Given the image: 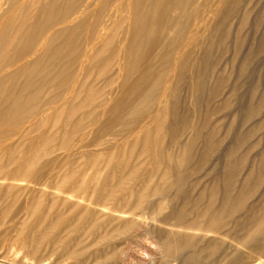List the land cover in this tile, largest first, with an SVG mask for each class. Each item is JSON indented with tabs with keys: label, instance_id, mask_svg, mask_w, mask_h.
Wrapping results in <instances>:
<instances>
[{
	"label": "bare ground",
	"instance_id": "6f19581e",
	"mask_svg": "<svg viewBox=\"0 0 264 264\" xmlns=\"http://www.w3.org/2000/svg\"><path fill=\"white\" fill-rule=\"evenodd\" d=\"M243 5L0 0V233L8 234L4 226L24 196L17 209L29 219L12 226L30 256L47 246L73 264H88L89 255L99 264L117 256L112 239L150 208L170 227L159 230L165 257L183 254V264L215 258L227 230L247 252L223 264H264V152L247 169L251 150L241 151L264 129L256 117L264 94L242 119L261 123L236 134L222 155L220 123L212 122L238 98L235 90L221 97L227 79L216 69ZM237 17L235 54L244 43L238 32L249 23L246 10ZM240 62L243 77L247 63ZM104 138L112 150L91 151L78 168V147L91 139L100 149ZM46 180L53 186L42 185ZM87 195L95 208L78 205ZM107 201L114 208L100 220L96 208Z\"/></svg>",
	"mask_w": 264,
	"mask_h": 264
},
{
	"label": "rangeland",
	"instance_id": "374dc122",
	"mask_svg": "<svg viewBox=\"0 0 264 264\" xmlns=\"http://www.w3.org/2000/svg\"><path fill=\"white\" fill-rule=\"evenodd\" d=\"M243 3L244 5L242 6V9H241L242 11L240 10L241 11L240 13L242 14L246 10V13L248 14V17H249L248 18L249 23L244 29L238 32V36H240V38L244 41V43L241 46V48H239L240 50L236 49L238 50V52H236L235 50L236 54L238 55L237 57L234 56L235 57L234 59L233 54L235 53H233L234 52L233 49L236 48L235 36L237 35L236 34L237 31H239L237 15L239 16L241 15L239 13L234 18H232L233 19L232 21L234 22V24L232 22L233 25L231 28V36L228 39L229 48H228L227 53L223 55L222 57H220L219 59L220 62L216 69V72H219L221 74L223 73V75L227 79L226 87L225 86H224L225 88L223 87L224 89H222L223 92H221L222 94L221 97L230 98V94L234 90L236 93L239 91L237 94V97L239 99L237 98L233 100V107L231 108V110L226 112L225 114L224 113L221 115L216 114V117L214 116L216 119L215 118L214 120L212 119L213 123H216V122L220 123L218 127L219 133L217 132V135L219 134L222 140L221 144H224L223 146H225V149L222 146L219 148V152L221 155L224 154V152L228 150V148L230 149V146L233 147L236 139L240 137V135L241 136L245 135V134H240L239 132L243 131L244 133L247 134L248 132L253 131L257 127V125L261 123V122L259 123L260 120L264 121L263 120L264 111L261 110L262 108L264 110V107H262L259 111L260 115L258 113L256 116L257 118H259V121L255 117L253 118V121L252 119L247 120V122L252 121L251 123L250 122L246 123V121H244L245 123L243 122L244 120L243 117H245V120H246V116H243L245 114L244 112L249 107L258 106L262 101V99L260 98H262V95L264 94V47H263L264 44L263 45L260 44L261 42L264 43V0H253V1L243 0ZM259 45H262V47L261 46L259 47ZM258 47L262 49V50L260 49L261 53H259ZM250 53L251 55H255L256 58L254 59L253 57L249 58V56H251ZM240 61H242L243 63H247L246 71L243 72L244 73L243 77L239 76V73L241 72V67H240L241 62ZM235 86L237 89L235 88ZM232 87L233 89H231ZM257 101L258 102L260 101V102L258 103ZM245 108L246 110H244ZM217 115L220 117H217ZM232 121L233 122L235 121L234 122L235 125L233 126V128H231L233 130L229 128V127H232V126H229L231 125L229 122H232ZM255 122L257 123L254 124ZM251 126L253 127V129ZM261 128L263 129V127ZM245 129H247L248 132L247 130L245 131ZM226 130L228 131V133L226 132ZM258 130L259 129L256 130V133L254 134V136L251 138V140H249L247 145H245L244 148H242L241 150L245 152L246 150H249V149L251 150V153L250 151L248 152L250 153L249 157L250 156L251 157L248 159L249 164L247 163L248 164L247 166L249 167H247V169H249L250 167H253L258 162L257 160H259V158L261 157V154H263L264 152V149H263L264 148V129L262 131L259 130L260 132ZM236 134H238V137ZM115 138L118 139L119 136L118 138L117 136L114 137V139L112 138L114 140L113 142H118L119 139L116 140ZM104 139H105L104 141L106 142L109 138H107V140L106 138ZM110 139H111V136H110ZM225 139L227 140L225 141ZM89 142H91V139H89V141L88 140L86 141L85 144L87 145L78 147V150L80 151L77 150L73 153L72 158L75 159L74 154H76L75 161H76V166L78 168H81L83 166L85 159H86V155L91 154L92 152H94V150H98L100 153L108 152V149H110L109 151L112 150L110 146L108 145L109 143L107 144V142L106 143L104 142L105 145H103V142H102V144H100L101 146L100 149H97L98 147L97 148L94 147V145L90 144ZM107 145H108V149L107 147H105ZM84 146H86V149ZM88 146L90 150H88L89 149L87 148ZM199 146L201 147V145H198V147ZM102 148L103 150L106 148L105 149L106 151L101 152ZM81 150H82V153H81ZM175 150L176 149L174 150L172 149V153H175L176 152ZM257 153H260V154H257ZM253 160H256V161H253ZM219 163H221V158H219ZM244 172L245 173H242L241 175L242 177L247 173V171L245 170ZM42 185L44 186L46 185L50 187V186H53V183L51 180H46L42 182ZM263 187H264V184H263ZM45 190H46L45 194L47 193L49 194L50 190L48 188ZM23 197L24 196H22V198L20 197V200L18 202V207L22 201H23V204H25V199ZM48 199L50 200L51 196ZM84 200H79L78 205L81 207L83 206L86 207L88 205V207L90 208H95V206L90 204V202L93 200L91 196L89 195L84 196ZM70 201H73V200H70ZM17 208L16 209L14 208L15 211L13 210V213L10 216L11 219L8 218V221H7L8 225H6L7 224L6 222L4 226L5 229H9L7 232L8 234L5 236L4 234L0 233V264H73V260L67 258V256H65L64 253H62L61 251L51 252L47 250L48 249L47 246H44V248L42 249L43 252L40 257L30 256V253L28 251L29 249L28 246L22 245V243H20L17 240L15 230L13 227L16 222H20L24 219H29V217L25 216L26 214H24L23 211H20ZM113 208H114V202L112 201H107L104 209L99 208V207L96 208V210H98L97 212H99L100 220H103L104 217L106 216V213L107 214L110 213L109 212L110 209H113ZM137 214L138 215L135 216L136 218L135 228L132 229L130 232H128V234L116 235L110 243V248L117 249L118 251L117 256L112 259L107 260L106 262L105 261L100 262L99 264H183L182 263L184 259L183 254L174 256V257H165L163 253V249L161 248V241H160L161 239L159 238H161V236L163 235L162 233L165 232L164 228H170V227L164 225V223L162 222H159V219H155V217L153 216L154 215L153 211L150 208H147V209L145 208L144 210H142L141 212ZM159 230L160 231L162 230L161 231L162 233H159L160 232ZM156 231H158V234H161V235H158ZM66 235H68L69 237L72 236L70 238H74L76 236V233L69 230ZM222 236H221V238L223 239L222 247L224 248H222L221 253L215 258L209 257L208 259L205 257L201 261V264H223L224 261H226V259L234 256L238 251L240 252L243 251L244 253L247 252L244 248H241L242 246L240 247V245L237 244V237L233 235L232 232H229L227 230L223 231ZM92 237L93 235L88 233L87 235H85V237H83V241L85 243H88V241H90ZM235 240H236V243H235ZM202 242L203 241H201L200 244H202ZM236 244L238 246H236ZM93 260H94V256L89 255V258L87 259V263L92 264Z\"/></svg>",
	"mask_w": 264,
	"mask_h": 264
}]
</instances>
